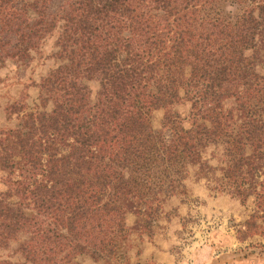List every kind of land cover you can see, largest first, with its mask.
Wrapping results in <instances>:
<instances>
[{
	"label": "trees",
	"instance_id": "obj_1",
	"mask_svg": "<svg viewBox=\"0 0 264 264\" xmlns=\"http://www.w3.org/2000/svg\"><path fill=\"white\" fill-rule=\"evenodd\" d=\"M51 1L17 8L0 0V36L16 39L12 57L34 58V34L56 30L60 60L34 83L42 106L0 127V248H9L1 262L83 264L88 256L141 264L127 257L131 232L153 231L164 201L186 192L190 168L241 202L252 196L256 209L237 230L242 238L258 232L264 0H70L49 14ZM23 9L33 15L17 22ZM175 70L186 71L183 83ZM93 74L94 94L76 84ZM183 97L186 126L173 107ZM159 108L169 142L151 127ZM209 145L217 165L204 155Z\"/></svg>",
	"mask_w": 264,
	"mask_h": 264
},
{
	"label": "rangeland",
	"instance_id": "obj_2",
	"mask_svg": "<svg viewBox=\"0 0 264 264\" xmlns=\"http://www.w3.org/2000/svg\"><path fill=\"white\" fill-rule=\"evenodd\" d=\"M17 8H22L31 0H7ZM70 0H52L47 13L54 12L61 3ZM33 11L22 10V21L27 16L32 17ZM0 44V127H15L20 125L23 112L26 109L42 106L39 100V92L34 85L47 70L59 63L55 54L54 40L56 30L52 33L37 32L33 36L38 45V51L33 52L34 58L27 61L15 60L11 53L14 51L16 39L11 32H1ZM264 57V54H261ZM259 71L264 70L263 63L258 64ZM175 76L180 83L185 81L186 71L175 70ZM88 85L94 94L98 89V75L93 74L89 79H79ZM184 89H180L183 93ZM184 98V97H183ZM181 98L173 106L183 117V124L189 123L190 100ZM197 104L205 110L209 102L196 98ZM48 102L45 108L49 109ZM165 109H155L151 114V127L153 130L161 129L167 142L171 139L169 127L162 126ZM204 155L213 165L218 164V151L213 145H209ZM215 175L219 171H214ZM214 175V174H213ZM185 193H177L168 197L160 214L153 223V231L147 235H139L132 231L129 236L127 257L129 263L141 264H205L199 259L205 260L207 251H213V258L206 264H230L235 261L245 262L252 259H264V214L259 212L257 217L258 232L242 238V233L237 229L245 227V221L249 214L256 208L253 197L241 202L239 198L226 191L215 189L214 183L209 184L203 178L196 179L193 168H190L187 178ZM5 188V174L0 170V189ZM134 215L129 213L126 223L133 225ZM206 250H203V246ZM208 248V249H207ZM9 248H0V264L2 259H8ZM203 256V257H202ZM83 264H104L102 261H94L88 256H80ZM194 259L195 260L194 262ZM121 261V259L119 260ZM119 261H110L105 264H125ZM198 261V262H197Z\"/></svg>",
	"mask_w": 264,
	"mask_h": 264
},
{
	"label": "crops",
	"instance_id": "obj_3",
	"mask_svg": "<svg viewBox=\"0 0 264 264\" xmlns=\"http://www.w3.org/2000/svg\"><path fill=\"white\" fill-rule=\"evenodd\" d=\"M206 247L209 248V246L204 245L203 246V250H206ZM212 253H213V251H211V249L209 248L208 251H207L206 259L205 260L199 259L200 263H205L206 264L207 262H209L213 258ZM248 258H250V259L249 260L245 259V262H242V261L238 260V261H235V262H231L230 264H264V259H262V258L259 259V260L252 259V257H250V256ZM195 260H197V259H194V262H195Z\"/></svg>",
	"mask_w": 264,
	"mask_h": 264
}]
</instances>
